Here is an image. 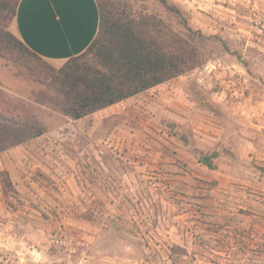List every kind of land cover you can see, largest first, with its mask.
<instances>
[{"label":"rangeland","instance_id":"374dc122","mask_svg":"<svg viewBox=\"0 0 264 264\" xmlns=\"http://www.w3.org/2000/svg\"><path fill=\"white\" fill-rule=\"evenodd\" d=\"M165 1L100 0L161 18L203 63L79 119L50 105L65 63L3 14L16 59L0 54V90L46 132L0 152V264H264V0ZM226 108L261 125V148L224 145Z\"/></svg>","mask_w":264,"mask_h":264},{"label":"trees","instance_id":"16d2710c","mask_svg":"<svg viewBox=\"0 0 264 264\" xmlns=\"http://www.w3.org/2000/svg\"><path fill=\"white\" fill-rule=\"evenodd\" d=\"M98 1V36L84 53L70 58L58 70L50 66L47 72L51 82L46 83L57 94L50 98L51 107L71 119L126 100L203 63V52L161 18H135L128 8L109 9ZM14 40L16 37L0 25V54L16 59ZM17 41L42 58L22 40ZM45 132V126L28 106L0 90V152ZM204 163L213 167L212 154L204 156Z\"/></svg>","mask_w":264,"mask_h":264},{"label":"crops","instance_id":"0c3cea01","mask_svg":"<svg viewBox=\"0 0 264 264\" xmlns=\"http://www.w3.org/2000/svg\"><path fill=\"white\" fill-rule=\"evenodd\" d=\"M6 12L11 13L10 29L15 35L32 51L56 66H62L70 58L84 53L100 32L98 0H0V24H3ZM201 106L194 101L189 116L196 118L200 113L198 110H203ZM226 114L229 131L224 145L236 146L243 156L251 146L261 148V125L254 122V118L234 113L228 108ZM249 124L252 125L253 136H247ZM223 128L226 129V126L223 125Z\"/></svg>","mask_w":264,"mask_h":264}]
</instances>
